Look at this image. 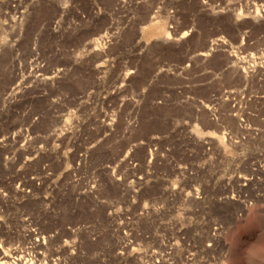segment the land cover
I'll return each instance as SVG.
<instances>
[{
    "label": "rangeland",
    "instance_id": "374dc122",
    "mask_svg": "<svg viewBox=\"0 0 264 264\" xmlns=\"http://www.w3.org/2000/svg\"><path fill=\"white\" fill-rule=\"evenodd\" d=\"M0 264H264V0H0Z\"/></svg>",
    "mask_w": 264,
    "mask_h": 264
},
{
    "label": "bare ground",
    "instance_id": "6f19581e",
    "mask_svg": "<svg viewBox=\"0 0 264 264\" xmlns=\"http://www.w3.org/2000/svg\"><path fill=\"white\" fill-rule=\"evenodd\" d=\"M254 14L256 15V13L254 12ZM258 14V13H257ZM257 16V15H256ZM182 34H184V33H182ZM181 34V35H182ZM183 36V35H182ZM169 37L167 36V35H165V39H168ZM215 42V41H214ZM214 42H211L212 44L214 43ZM208 50V49H207ZM210 50V49H209ZM212 50V49H211ZM207 52V51H206ZM200 57H202V58H205L206 56H207V54L206 53H200V55H199ZM241 68V71H244V68L241 66L240 67ZM244 73H245V71H244ZM3 260H4V262H5V260H6V258H8V256H6L5 254H3Z\"/></svg>",
    "mask_w": 264,
    "mask_h": 264
}]
</instances>
